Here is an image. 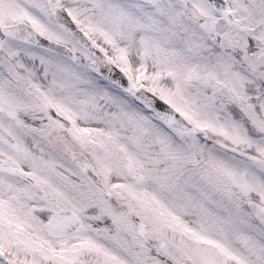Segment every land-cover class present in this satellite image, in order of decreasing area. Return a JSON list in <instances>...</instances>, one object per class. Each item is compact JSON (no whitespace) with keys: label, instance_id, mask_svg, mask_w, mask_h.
Returning <instances> with one entry per match:
<instances>
[{"label":"snow or ice","instance_id":"6c2138e0","mask_svg":"<svg viewBox=\"0 0 264 264\" xmlns=\"http://www.w3.org/2000/svg\"><path fill=\"white\" fill-rule=\"evenodd\" d=\"M0 264H264V0H0Z\"/></svg>","mask_w":264,"mask_h":264}]
</instances>
